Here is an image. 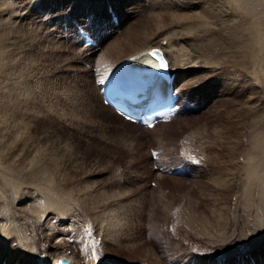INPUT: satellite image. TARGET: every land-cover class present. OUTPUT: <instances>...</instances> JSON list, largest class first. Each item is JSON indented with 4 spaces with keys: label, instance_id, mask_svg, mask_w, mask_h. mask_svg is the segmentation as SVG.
<instances>
[{
    "label": "rangeland",
    "instance_id": "rangeland-1",
    "mask_svg": "<svg viewBox=\"0 0 264 264\" xmlns=\"http://www.w3.org/2000/svg\"><path fill=\"white\" fill-rule=\"evenodd\" d=\"M77 1L79 4L84 3L83 0H0V4L4 5L0 10V104L4 109L0 116V159H6L8 162L12 157L25 156L24 154L28 151L31 155H42L41 157L44 156L52 161L53 174L58 177L55 180L58 181L60 177H64L65 180V182L61 181V186L64 184L62 186L64 188L62 189L61 186L60 188L62 191L69 192V198L74 196L75 202L71 200L72 198L68 199L65 204H57V208L53 211L56 212V216L64 212L78 221V223L72 224L73 227L71 226L74 232L67 234L74 238L73 241L70 240L69 244L71 245L70 250L72 249L76 255L82 257L80 253L82 251L88 253V250L85 249H91L95 244L96 247L105 248L101 251L103 253L101 264H131L130 261L147 264L149 261H144L142 254L144 248L154 249L157 255L160 254L164 262L162 264H169L165 263V260L170 258L176 260L173 264H177V261L181 263L184 251L186 253L191 251V254H196L197 257L208 255L207 259H209V255L213 253L215 257L219 253L232 250L234 257H230L234 260L239 258L240 255L235 256L234 254L239 250V247L258 236L257 231L253 230L254 233H252L248 224L256 216L257 205L255 202L258 199L259 190L256 187L251 188L252 191L249 190L250 187L239 173H236L238 177L235 183L237 187L242 183L239 189L235 186L234 189L224 190L225 177L221 178V185L212 184L209 181V177L214 172L220 171L219 167L215 165L217 160L221 159L220 162H222L228 160L229 156H233L235 159L239 156L241 160H244L239 154L243 135L239 133V128L234 130L230 120L225 119L230 113L231 116L238 113L236 106H233L232 101L225 96H216L209 90L207 106L199 99L197 102L203 104L197 105V102L189 101L188 103L193 105L191 104V110L187 114L176 116L175 121H165L156 128L146 130L138 128L137 130L117 123H114V127L106 122L107 118H104L103 112L96 105L93 87L88 85L84 79L87 72L80 73L79 70L81 68L89 69L90 62L75 59L73 54L76 48L71 49L67 40L64 44L69 45L70 49L61 45H53L50 43L51 41H48L47 35L43 36L45 34L43 32L47 31L46 25L48 27L52 23V19L51 22L49 21L50 13L60 10L62 17L56 19L55 25L60 24L62 33L74 30L78 35L77 43L80 45H82L83 34L87 33L94 39V44H97L95 35L89 29L81 27L76 20L77 16L72 17L69 13ZM144 1H141L143 13L158 3V0H146V3ZM162 1L164 4L165 0ZM178 1L182 6H190L187 3L193 2V0ZM207 1H201L199 6L202 5L205 9L214 11V8L217 10L216 6L219 5L218 10L222 11L215 10L214 13L228 16L230 7H226L228 6L225 4L226 0H217L219 4ZM12 4L13 11L19 15L12 13L13 8L9 6ZM106 5L104 3L100 11H105ZM214 5L216 6L214 7ZM173 6L175 5L170 7ZM76 10V13L81 12L80 9ZM63 13L67 14L63 16ZM140 16L134 18L137 20L130 24L132 29L139 27ZM87 19L86 21H88ZM161 24L162 21L159 20V17L154 16L152 23L147 27L152 30ZM248 58L254 61L250 56ZM249 72L250 70L245 71V73ZM250 74L252 75V72ZM176 83H178L176 84L177 89L182 86L180 80ZM193 89L184 87V91L179 94L178 102L181 106L185 103L181 100L185 96L189 97L191 94L192 100H195L193 96L196 97L197 93ZM221 91H225V89L223 88ZM249 91L253 90L249 87ZM98 103L99 99H97ZM21 111H25V113ZM18 123L19 126L16 125ZM12 124H15L16 127H13ZM220 126L224 128L226 135L228 131L229 136H235L234 143L237 144L235 147L238 149L237 152L232 151L228 154L229 142L222 141L221 146L217 147L211 141L214 127L220 128ZM13 130L14 132H12ZM46 135H48L47 139ZM156 136L163 140L160 146L153 142V138ZM131 140L138 141L139 146L137 147ZM140 142L143 143L140 144ZM23 145L25 148L22 147ZM149 149L159 150V154L155 158H151ZM217 150L219 154H215L218 152ZM215 155L216 157L220 155V159H216ZM171 165H182L187 170L185 175L168 174L167 171L172 167ZM191 165L193 167L196 165V167L192 169ZM231 173L234 174L235 169H232ZM157 175L164 176L157 179ZM176 177L179 178L176 179ZM240 180L242 182L237 183ZM86 184L90 186L89 191L83 189ZM67 186L70 190L65 188ZM254 190L255 192H253ZM72 191L73 194H71ZM236 193L238 194L236 195ZM246 193L254 201L253 206L246 205ZM112 195L115 198L112 199ZM253 198L255 199L253 200ZM83 200L86 201L85 204ZM82 205L85 209L81 207ZM99 208H105V214L113 215L115 212V215L122 221L124 236L121 235L122 238L119 239L120 246L125 247V244L128 246L131 245V242L138 241L136 244L138 249L134 254L122 248L119 250L106 248L107 245L113 247L112 240L108 238L105 240L104 236L96 233L100 228L97 217L103 215L102 218H108L109 215L101 214ZM95 213L96 215L92 216ZM190 215L208 221L205 226L208 228L207 232L212 235L205 236L204 234L202 236L193 230L185 221V218ZM217 217L223 219L226 226L219 227L216 223ZM178 218L181 220L178 221ZM51 222L54 224V220ZM34 227L36 228L35 235L42 241L41 251L49 245L50 237L42 234L41 227ZM243 237L244 239L241 241ZM263 246L260 247L263 250L262 253L264 252ZM254 252L253 254H255ZM221 255L223 254H219V256ZM194 262L192 261L191 264Z\"/></svg>",
    "mask_w": 264,
    "mask_h": 264
},
{
    "label": "bare ground",
    "instance_id": "bare-ground-1",
    "mask_svg": "<svg viewBox=\"0 0 264 264\" xmlns=\"http://www.w3.org/2000/svg\"><path fill=\"white\" fill-rule=\"evenodd\" d=\"M141 1L142 0H83L84 3L82 4H79V1L75 2L69 13L72 17L77 16L76 20L81 27L89 29L93 35H95L97 44L94 46H82L78 44V35H76L74 30H72L73 32L68 30L65 31V33H62V28L59 26L60 24L55 25L56 19L62 17V11L60 10H55L50 13L49 21L51 22L52 19V23L49 24L48 27L46 25L47 31L43 32L45 33L43 36L47 35L48 41H51L50 43L53 45H61L68 49L76 48L77 51L75 50L73 54L75 59L77 58L90 62V64H88L89 69L81 68L79 69L80 73L87 72V76L84 77V79L87 81V84L91 85L94 89L96 105L103 112V116H105L104 118H107L104 120L113 126L114 123H117L137 130L139 128L138 126L123 121L110 107L102 103L99 84L101 80L109 76L112 70H114L121 62L151 48H159L164 53L174 81L177 82L180 80L182 84V86L178 87L179 91H181L180 94L184 91V87L193 89L194 85L197 86L193 89L197 93L196 97L193 96L195 100H192L191 94L189 97L185 96V98L183 97L181 99L185 103L183 104V108H180L178 111L179 116L187 114L191 110L190 107L192 101L196 103L199 99L207 106V93L209 90L215 93L216 96H225L228 100L232 101V105L236 106L238 113L234 116H231V113L230 115H227L229 107L225 119L230 120V123L233 124L234 130L239 128V133L243 135L241 137V139L243 138V142L240 146L239 154L244 160H241L239 156H237L236 159L233 158V156H229L228 160L220 162V155L217 157L215 155L216 159H220L219 161L217 160V163L215 164L219 167L220 171L214 172L213 175L209 177V181L212 184L221 185V178L225 177L226 183L223 184L224 190L234 189L235 186L239 189L242 183L238 184V187L235 184L236 178L238 177L236 176V173H239L240 177L243 178L248 184V187H250L249 190L252 191L255 187L259 190V196L257 195L258 199H256L257 201L255 202L257 205L256 216L254 217L255 219H252L251 223L248 224L252 233L257 231L258 236L251 242L239 247V250L234 254L235 256H240L239 258L235 257V260L230 257H234L232 250L219 253L223 254L221 256L215 254L217 257H214L213 253L209 255V259H207L208 255L197 257L196 254H191V251H187V253L184 251L181 256V263L180 261H177V264H191L192 261H195L194 264H216L221 258L231 264H236L237 262L241 263L246 260L249 261V257L253 258L258 264H264V252L262 253L263 250L260 248L264 245V0H226L225 4L228 5L226 7H230L228 8V16L214 13L216 10L214 7L216 5L213 7L214 11L211 9L213 12L205 9L202 5L199 6V3L204 0H193L192 3H187L190 6H182L178 0H165L164 4L162 0H158L157 5H153L154 8L151 6L150 10L145 13H143V3H141ZM210 1H213V4L216 2L219 4V0ZM104 3L107 4L106 10L100 11L101 6ZM13 4L9 6L13 8ZM173 4L175 6L170 7ZM209 4L213 5L212 3ZM3 6L4 5L0 4V10L3 9ZM16 7L18 6L16 5ZM216 7L218 10L219 5ZM76 9H80L81 12L76 13ZM13 10L14 8L12 11ZM84 11L85 14H83ZM12 13L19 15L16 11H13ZM65 14L67 13H63V16H65ZM138 16L141 18L140 25L138 28L134 27L132 29L130 24L136 21L137 19L134 20V18H138ZM154 16H158L159 20L162 21V24L151 30L147 26L152 23ZM86 18H88V21H86ZM73 19L75 20V18ZM65 40H67L70 46L64 44L66 43ZM10 43H12V41H10ZM249 56L254 61H251V59L248 58ZM246 70H250V72L245 73ZM251 72L252 75L250 74ZM249 87L253 91H249ZM223 88L225 91H221ZM240 97L242 98L241 100ZM96 98L99 99L98 104ZM189 101H191V104L188 103ZM203 103H198L197 105ZM3 110L4 109L0 104V116L1 111ZM16 112L15 114H17ZM23 112L25 113V111ZM22 115L23 114H21V116ZM175 120L176 119H173V121ZM161 122L162 121H158L150 128H156L158 125H162L163 123ZM12 125L13 127L15 126V124ZM16 125L19 126L20 124L18 123ZM34 126L37 125L34 124ZM214 128V135L211 140L213 144H216L218 147L222 141L229 142L230 146L228 145V154H230V152L232 153V151L238 150L235 149L237 145L234 143L235 136H229L228 131L226 135L224 128L221 126L220 128ZM12 132H14V130ZM47 137L48 135H46V139ZM131 141L133 142L134 140ZM162 141L163 140L157 136L153 138V142L157 146H160ZM26 143L28 142L26 141ZM142 143L140 142V144ZM135 144L137 147L139 146L138 141H136ZM22 147H24V145ZM149 152L151 153L150 149ZM215 154H219V151ZM24 155L25 156L12 157L10 160L12 163L9 160L7 162L6 159H0V264H54L61 257H66L68 259V264H101L102 261L100 260L103 254L101 251L105 248L96 247V245L93 244L91 249H85L88 250V253L86 251L80 253L82 254V257L76 255L72 249L70 250L71 245L69 244L70 240L74 238L73 236H67V234L74 232L72 231L73 229L71 226L73 223H78V221H76V218H73V216L64 212L59 216H56V212L53 211L57 208V204H65L68 202V199L71 198V200L74 201V196L69 198V192L62 191L64 188H62V186L64 184L61 186V181L65 182L63 179L64 177H60L58 181L55 180L57 175L55 176L53 174L52 161L46 157H41L42 155L34 156L28 151H26V154ZM192 160L194 161L195 159ZM196 165L194 167H196ZM191 166L193 167V165ZM194 167L192 169H194ZM232 169H235L234 174L231 173ZM162 176L164 175H157V179L162 178ZM177 178L179 177H176V179ZM240 182L242 181L240 180L237 183ZM65 188L68 189L69 187L67 186ZM83 189L89 191L90 186L86 184L83 186ZM253 192H255V190ZM71 194H73V191ZM237 194L238 193H236V195ZM246 195V205L249 204L250 206H253L254 204L252 203L254 201L248 197L249 194L246 193ZM117 197L118 196H116V198ZM113 198L115 197L113 196L112 199ZM84 199L86 200V198ZM254 199L255 198H253V200ZM83 203L85 204L86 201L83 200ZM81 207L83 208V205ZM105 208H99L98 210L101 214H105ZM95 215L96 213L92 214V216ZM105 215H109L108 218H102L103 215L97 217L99 223L98 227L100 228L96 233L104 237L106 236L105 238L103 237L105 240L107 238L112 240L113 247L107 245L106 248H112L113 250H119V248H122L127 252L134 254L138 249L136 245L138 244V241L131 242V245L128 246L125 244V247L121 245V247L119 245V243H121L119 239L122 238L121 235L124 233V231L122 232V227L124 225L119 217L115 215V212L113 215H110L109 213ZM181 218H178L179 220H177L180 221ZM53 220L54 224L51 222ZM89 221L91 222V220ZM93 221L95 222L96 220ZM185 221L200 235H212L207 232L208 228L205 226L208 221L202 220L193 215L187 216ZM216 223L219 227L225 225L223 219L218 217L216 218ZM34 226L41 227L42 234L46 237L49 235L50 237V241H48L49 245L44 247L41 251L40 246L42 241L35 235L36 232H34V230H36V228ZM124 229L127 230V228ZM76 237H78V235H76ZM216 237L221 236L218 235ZM241 239V241H243L244 237ZM214 241L213 243H215ZM253 252L255 254H253ZM142 254L144 261H149L147 264H162L163 262L160 254L157 255L154 249L144 248ZM216 259L217 261H215ZM175 261L173 258H170L165 260V263L168 262L169 264H173ZM130 262L131 264H139L134 261Z\"/></svg>",
    "mask_w": 264,
    "mask_h": 264
},
{
    "label": "snow or ice",
    "instance_id": "snow-or-ice-1",
    "mask_svg": "<svg viewBox=\"0 0 264 264\" xmlns=\"http://www.w3.org/2000/svg\"><path fill=\"white\" fill-rule=\"evenodd\" d=\"M158 54V50H154L153 53H151V55H157ZM165 65L164 64H161V67H164Z\"/></svg>",
    "mask_w": 264,
    "mask_h": 264
}]
</instances>
